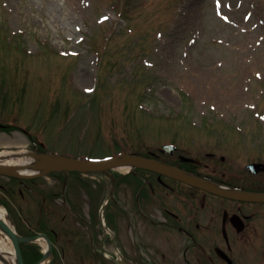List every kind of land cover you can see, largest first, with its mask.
<instances>
[{
  "label": "rangeland",
  "instance_id": "rangeland-1",
  "mask_svg": "<svg viewBox=\"0 0 264 264\" xmlns=\"http://www.w3.org/2000/svg\"><path fill=\"white\" fill-rule=\"evenodd\" d=\"M0 122L9 125L0 152L42 147L95 160L158 153L175 139L187 154L216 149L226 165L264 159V0H0ZM82 176L107 183L109 199L113 180ZM33 180L62 188L54 175ZM37 190L0 177V207L22 235L50 217L60 231L62 195L51 210ZM82 194L86 214L95 202ZM103 196L98 189L96 206ZM119 207L110 198L102 215ZM78 243L73 251L109 264Z\"/></svg>",
  "mask_w": 264,
  "mask_h": 264
},
{
  "label": "flooded vegetation",
  "instance_id": "flooded-vegetation-1",
  "mask_svg": "<svg viewBox=\"0 0 264 264\" xmlns=\"http://www.w3.org/2000/svg\"><path fill=\"white\" fill-rule=\"evenodd\" d=\"M177 146L178 150L167 152L158 145V153L151 151L145 156L230 194L214 193L160 171L139 168L116 177V184H112L114 191L108 194L121 211L102 215L99 211L105 202L107 183L102 186L91 183L82 173L52 172L49 175H54L55 181L62 185L58 191L47 190V184L29 187L26 184L29 180L18 181L31 193L40 189L41 192L37 191L44 205L49 201L51 210L56 206L57 196L62 195L64 213L59 222L60 231L50 217L45 230L27 235L42 234L49 238L50 264H67L65 258L69 262L71 255L76 264H98L94 255L81 256L79 251H73L76 242L91 243L109 264H264V197L231 194L264 196V169H249L247 165L235 164L234 159L226 165V155L216 149L187 154L191 150L188 146L179 143ZM114 174L111 170L105 177L113 180ZM70 177L74 182L69 183ZM81 189L95 202L93 210L90 208L86 214L81 204L84 196ZM98 189H103L104 196L96 206ZM18 191L25 197L21 187ZM74 226L80 233L77 239L72 233ZM22 247L26 264H38L44 255L34 243Z\"/></svg>",
  "mask_w": 264,
  "mask_h": 264
},
{
  "label": "water",
  "instance_id": "water-1",
  "mask_svg": "<svg viewBox=\"0 0 264 264\" xmlns=\"http://www.w3.org/2000/svg\"><path fill=\"white\" fill-rule=\"evenodd\" d=\"M3 125L0 123V127ZM174 146H166V149L172 151ZM35 160L30 163L24 165H8V164H0V174L16 176L23 179L34 178L38 176L45 175L54 170H80V171H108L109 169L116 168L119 166H130V168L134 167H144L148 169H152L155 171H160L166 173L170 176L176 177L178 179L184 180L188 183L200 186L202 188L208 189L210 191L219 193V194H230V192L220 188L212 186L211 184L188 175L177 168L166 165L164 163L158 162V160H154L151 158H146L138 155H124L120 157H113L106 160L94 161V160H82L77 158H70L65 156H53L49 154H35ZM38 167L40 171L36 173L26 174L20 172V169H32ZM251 169H262L264 167L263 164H251L249 166ZM232 196L243 197V198H259L264 197L260 195H244L231 193ZM0 228L5 231L12 239L15 250H16V264H26L24 260V256L21 249V243L23 242H32L35 241L37 237H27L20 235L14 227H12L9 223L0 218ZM51 246V244H50ZM49 253H46L40 262L44 261L48 258ZM0 260L4 264H11L9 260L0 252ZM39 262V264H40Z\"/></svg>",
  "mask_w": 264,
  "mask_h": 264
},
{
  "label": "bare ground",
  "instance_id": "bare-ground-1",
  "mask_svg": "<svg viewBox=\"0 0 264 264\" xmlns=\"http://www.w3.org/2000/svg\"><path fill=\"white\" fill-rule=\"evenodd\" d=\"M203 77H211L206 73H199ZM34 153L27 149H20L15 151H4L0 152V164L8 165H24L30 163L34 159ZM130 166H124L122 170H128ZM40 171L38 167L30 169H20V172L31 174ZM1 204V199H0ZM0 218L9 223L12 227L14 226L11 220L8 219L7 209L0 207ZM15 227V226H14ZM43 243L44 249L47 248V243L43 237L39 238ZM0 252L9 260L11 264H16V250L11 237L0 228ZM47 260L40 262V264H46Z\"/></svg>",
  "mask_w": 264,
  "mask_h": 264
}]
</instances>
